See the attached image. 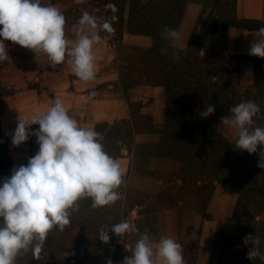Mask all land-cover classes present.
I'll list each match as a JSON object with an SVG mask.
<instances>
[{
  "label": "trees",
  "instance_id": "16d2710c",
  "mask_svg": "<svg viewBox=\"0 0 264 264\" xmlns=\"http://www.w3.org/2000/svg\"><path fill=\"white\" fill-rule=\"evenodd\" d=\"M87 0L83 7L96 3L109 5L111 38L117 44L120 86L130 104V117L97 125L105 150L114 158L131 154L130 182L123 199L114 205L92 208L91 198L78 201L70 223L63 231H50L39 260L32 252L21 253L16 264H123L132 254V237L109 232L110 241L99 238V230L110 227L137 210L141 231L145 225L159 236L158 214L170 213V237L183 247L184 264H197L198 246L188 240L192 214L210 218L209 206L219 184L237 192L231 216L218 223L217 237L210 251L216 264H264L247 253L254 244L245 245L249 234L260 237L264 254V168L258 166L259 152L241 151L235 140L221 130L220 120L229 108L241 101L255 100L264 114V58L250 56L254 66L251 83L241 81L239 66H234L228 50V30L237 26L248 30L264 27V18H240L237 0ZM202 5L188 45L169 46L161 38L162 27L180 30L191 3ZM125 34L147 36L150 46L130 44ZM2 63V62H0ZM58 65L50 64L51 70ZM147 84L163 88V118L158 124L142 109V101L130 93ZM9 92L4 89L3 93ZM211 104L215 112L203 118L200 112ZM264 126V118H255ZM39 128L32 126V131ZM137 133L158 134L154 142H136ZM37 137L31 136L32 157L39 150ZM16 163L8 151V138L0 129V186L10 177ZM122 238V239H120Z\"/></svg>",
  "mask_w": 264,
  "mask_h": 264
},
{
  "label": "clouds",
  "instance_id": "9594fccd",
  "mask_svg": "<svg viewBox=\"0 0 264 264\" xmlns=\"http://www.w3.org/2000/svg\"><path fill=\"white\" fill-rule=\"evenodd\" d=\"M77 5L85 0H75ZM0 62L9 59L6 41L44 54L52 65L67 62L72 72L83 82L96 78L94 46L102 39H110L115 29L108 20L81 9L74 27V39L66 35V17L51 0H0ZM96 30V31H93ZM106 33L101 36L100 32ZM161 38L167 41L161 52L180 40L178 30L162 27ZM257 37L249 54L264 58V27L254 32ZM95 90L89 97H95ZM209 104L200 112L207 118L215 112ZM264 118L255 100L241 101L229 108V114L220 123L235 130L234 147L241 151L257 153L264 145V126L255 118ZM39 128L32 131L31 126ZM36 136L39 150L27 165L14 166L10 177L0 186V264H16L21 253L32 252L39 260L44 243L51 230L63 231L70 223L72 212L79 210L78 201L91 198L92 208L114 205L123 199L117 189L122 184L123 168L120 161L111 156L102 143L104 137L94 128L85 127L69 114L60 97L55 98L45 111L19 116L18 125L11 134L12 144L19 146L29 137ZM258 166L264 168V151L259 152ZM135 225L121 221L99 230V238L110 241L109 232L123 237L132 234ZM245 245L254 244L247 256L254 261H264L258 245L260 237L249 234ZM108 264H112L109 260ZM123 264H184L181 244L174 238L161 236L153 242L147 231L139 234L132 254Z\"/></svg>",
  "mask_w": 264,
  "mask_h": 264
},
{
  "label": "crops",
  "instance_id": "0c3cea01",
  "mask_svg": "<svg viewBox=\"0 0 264 264\" xmlns=\"http://www.w3.org/2000/svg\"><path fill=\"white\" fill-rule=\"evenodd\" d=\"M45 2L47 3V0ZM51 2L63 11L66 17V35L68 38L74 39L73 29L81 12H70L71 3L69 0H51ZM201 7L202 5L196 2L189 5L179 30L180 34L183 33V30L185 31V40L182 39L179 44L177 42L178 46L185 48L188 45L195 22L200 15ZM237 15L240 18L263 19L264 0H237ZM0 28H2V25H0ZM256 31L233 25L228 30L227 45L230 54L233 57L236 55L243 56L240 69L241 81L244 84L251 83L254 77V66L249 58L252 55L249 54V50L252 42L257 39L254 36ZM100 35L105 36L101 32ZM141 37L150 39L147 36L125 34L124 41L137 44L140 42ZM5 43L8 48L9 59L0 63V129L8 138V151L16 163H28L32 157L31 135L27 141L19 146L12 144L11 134H14L19 116H30L45 111L57 97L63 100L69 114L76 118L82 126L91 127L95 130L101 122L114 123L130 117V104L120 86L117 44L112 38L102 39L99 44L94 46V53L97 57L96 78L87 83L75 76L66 61L59 64L58 69L51 70L49 68L51 62L46 55L37 54L34 50L13 43L10 40ZM145 86L152 87V85ZM153 86L162 89L163 92L162 86ZM4 89L9 90V92L3 93ZM92 90H95L98 94L90 98L89 92ZM131 93L132 100L142 101L141 85L133 89ZM142 109L153 116L155 114L143 101ZM147 135L146 133H137L135 139L141 142V140L149 139ZM123 152V156L116 158L120 161L124 172L122 183L130 175L131 166V154L128 149H124ZM216 194L218 192L214 193L209 206V212L213 213L215 217L201 220V233L196 244L199 249L197 264H216L210 256V251L217 237L218 221L230 211L224 206H221L218 210L216 209ZM225 203L224 205H226ZM233 208L232 206L231 211H233ZM168 214L170 215L169 211ZM163 226L161 236L169 237L170 225L167 224L169 227L166 224ZM159 238L150 239L153 242V247H155V242ZM181 251L183 255L182 246Z\"/></svg>",
  "mask_w": 264,
  "mask_h": 264
},
{
  "label": "rangeland",
  "instance_id": "374dc122",
  "mask_svg": "<svg viewBox=\"0 0 264 264\" xmlns=\"http://www.w3.org/2000/svg\"><path fill=\"white\" fill-rule=\"evenodd\" d=\"M67 1V0H65ZM71 3V7H70V12H81V9L88 11L90 14L95 15L99 18H101L102 20H108L110 21L111 19V15L109 12H107V8L109 5H103V1H101L100 3H102L101 5L98 6L96 5L97 2H99L98 0H95L96 3L92 6L91 4L83 7L82 4L81 5H77L75 3V0H69ZM87 1V0H85ZM93 1V0H92ZM196 23V22H195ZM183 32V33H182ZM181 33V38L178 41V44L181 43L182 39L185 40V31L183 30ZM101 33L103 35H106V33L102 32ZM128 43H132L131 41H129ZM137 44H141L143 46H148L151 44L150 39L146 38V37H141V40L139 43ZM243 59V56H239L236 55L233 57V64L234 66H239L240 68V64L241 61ZM241 71V69H240ZM147 84H142L141 85V98L142 101L145 103V105L151 110L153 111L155 120L157 121V123L159 124L162 121V117H163V92L162 89L159 88H155L153 85L152 87H148L145 86ZM150 86V85H149ZM132 94V93H131ZM221 126V130L225 133V135L230 138L235 140L237 138L235 130L233 129H229L227 127H225L223 124H220ZM147 140H141V142H154L157 141L159 136L158 134L152 133V134H148L147 135ZM139 142V141H136ZM131 158V155H130ZM130 173V172H129ZM129 182H130V175H128V178L120 185V187L117 189L118 192L122 193L123 195L125 194V192H127L128 186H129ZM215 192H218V194H216V202H215V207L216 209H220L221 206L223 207H227V210H230L228 212V214H226L224 216V218H220L218 223L224 220H227L230 216H231V207L235 205L236 199H237V192L236 190L231 187L230 185H225V184H219L215 190ZM227 202V203H225ZM224 203L226 205H224ZM228 215V216H227ZM213 213H211V217H213ZM227 216V217H226ZM170 215L168 214V211H163L160 213L159 219H158V224H159V236H156V234L153 232V230L150 229V227L148 225H145V231L148 232L150 239H157L161 236V229L164 227L163 225L169 224V220H170ZM215 217V216H214ZM199 214H192L190 222H189V228H188V241L191 244H197L198 240H199V235L201 233V223L202 221L205 220V218H202ZM202 220V221H201ZM126 221L131 222L132 224L135 225V231L132 234H124L123 236L125 237H132L131 242H128L129 245L132 242H136V240L139 238V234L140 233H144L143 231H141V228H139L138 225V219H137V210H133V212L126 218ZM162 226V227H161ZM169 227V226H167ZM170 237V236H169ZM122 239V238H120Z\"/></svg>",
  "mask_w": 264,
  "mask_h": 264
}]
</instances>
